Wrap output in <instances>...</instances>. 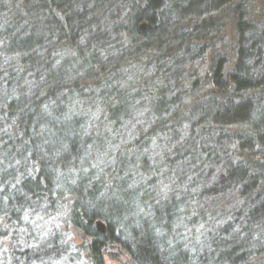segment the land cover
<instances>
[{"label":"trees","instance_id":"1","mask_svg":"<svg viewBox=\"0 0 264 264\" xmlns=\"http://www.w3.org/2000/svg\"><path fill=\"white\" fill-rule=\"evenodd\" d=\"M84 1L0 0V264H49L57 242L37 244L29 214L65 198L66 220L85 241L88 264H102L111 246L132 264H264V33L237 22L233 68L222 76L221 60L215 65L213 58L215 98L183 114L180 66L199 58V43L218 33L216 15L232 0H125L123 23L100 35L95 16L111 0H94L101 5L91 10ZM120 42L128 45L121 52ZM143 49L158 55L146 65L160 82L144 81L131 94L117 89L120 63ZM78 74L88 78L84 87ZM148 92L154 118L167 120L132 137L113 166L101 161L97 176L112 175L109 181L93 179L85 155L109 160L106 139L124 138L122 120ZM83 105L100 107L110 127L86 118ZM238 126V133L228 130ZM156 133L178 144L164 154V183L174 182L162 199L160 181L137 179L134 188L125 166ZM233 193L237 210L212 225L209 205ZM179 219L191 237L196 232L190 245L175 240Z\"/></svg>","mask_w":264,"mask_h":264},{"label":"rangeland","instance_id":"2","mask_svg":"<svg viewBox=\"0 0 264 264\" xmlns=\"http://www.w3.org/2000/svg\"><path fill=\"white\" fill-rule=\"evenodd\" d=\"M126 1L111 0L107 3L109 7L106 8V11H101L97 14V16H95V30H97L99 35L112 32L110 29L111 24L114 25L121 22L123 23L122 19H124V15H126L127 12L125 8L122 7V4H126ZM83 4L86 5L89 10H91L96 4L101 5V3L98 4V2L94 0L84 1ZM216 16L220 17L221 23L218 33H213L206 41L199 43L198 47L202 50L197 60L191 63H189L187 60H184L180 66L181 69H183L182 74L184 76V80L182 81V84L179 85L178 90L180 92H185L183 98L180 99V113L186 114L189 106L197 101L202 102L209 96H214L215 98L217 91L209 82V71L212 66L211 60L216 57L217 61L215 62V65L219 60H221L220 70L222 76L226 72L231 71L236 59L234 45L237 39V22L242 21L243 23H251L255 28H257V31H262L264 33V0H232L231 3L225 8L221 9V11L218 12ZM142 25L145 26L143 29L141 28ZM137 28L139 31L143 32L147 29V24L145 22H141L138 24ZM126 37L127 36H125V38ZM129 40L131 42V39ZM86 41L87 39H84L82 44ZM123 43L125 44L124 46ZM120 45L121 46H115L119 52L128 46L125 42H120ZM136 47L137 45H135V48ZM113 50L116 52V49ZM129 51V53L134 52L132 48ZM155 54L156 52L154 53L150 50L147 51L144 49L138 54L132 56L129 54L126 60L120 63L119 70L117 69L118 71L115 79L117 89L122 91L125 90L126 93L131 94L143 90L142 87L144 85V81L148 80L149 83H154V80H157L159 83V80H161L159 78V74L146 65L147 60L154 58ZM157 56L158 55L156 54V57ZM153 77H155V79ZM76 79L80 81V88L84 87L88 81V78L86 79L82 74H78ZM151 79L152 81L150 82ZM158 83L156 85H158ZM193 84L197 85L198 88L196 87V90H193ZM150 94V92L146 94L145 101L140 100L139 102L138 100L134 102L135 106H131V111L129 112L127 118L122 120L123 123L127 122V124L123 126L124 128L122 127L125 132L124 138L119 136L118 140L106 139L104 152L109 151L107 153L109 160H107V157H105L103 160H100L98 156H95L93 159L92 155H85L86 158L93 160L92 162L86 163V166H90V169L95 171L93 172V179L97 178L99 180H106L105 182L109 181L112 175H102V178H98L97 176L99 172L102 173L101 166L104 164H102L101 161H104L105 164L106 162L107 164L111 162L108 165L110 167L113 166L116 162V155L117 158L120 159L125 157L121 155H124V151L128 145L131 146V144L128 143L131 139H133L132 137L145 135L153 123L161 120H167L164 116H162V118H154L153 114L151 113L152 94ZM82 109L83 110L81 111L87 110L85 112L86 118L89 116L96 122L104 123L105 128L107 129L110 127L109 124L111 123L109 120H107V118L104 116H100V107H93L91 109L90 106L88 107L83 105ZM242 129L243 128L238 126L228 130L230 133H238ZM152 137L147 140V145L141 150L142 153H136V157L139 156V158L134 157L132 160H130V162H128L129 159L127 160V164L125 165L126 173L130 175V183L136 181L137 179H140V181L144 182L147 180L149 182L155 183L160 181L159 183H161V189L160 191H156V196H158L157 198L159 199L167 198L166 196L171 190V186H168V184H172L174 181L168 178V180L165 179L166 184L164 183L163 178H165L164 173L166 160V158L164 159V154L168 151H172L169 150L171 145L176 146L178 144L177 142H173L171 144L168 143L167 140L164 141L163 136L159 133L152 135ZM134 152H136V150ZM125 154H127V152H125ZM180 171L182 172V169H180ZM216 171L217 170L212 172V174H210L209 178L207 179L209 184L213 183L216 179ZM153 173H159L161 175H156ZM132 184L135 188L136 183ZM163 186L165 187L162 188ZM210 200L211 199L209 198L207 201ZM236 202V194L233 193L228 194L225 197H220L218 202L216 201V203L213 202L214 204L209 205L207 214L209 218L211 216L212 225H218L223 219L228 218L230 216L229 214L234 212L235 206L237 205ZM59 203H61V206H55L51 211L44 212L42 209L30 211L29 225L32 227L33 233L35 234L34 240L37 244L43 246L47 243H51L52 240H56V255L52 257L49 256V258H47L49 264H88L89 256L85 251V241L80 237L78 232L71 228L66 220L68 211V208L66 207L68 205L67 199H61V202L59 200ZM237 207L238 206H236V210ZM173 229L174 230L172 232L176 233L175 240L181 245H185V243L190 245L192 244L191 240L197 239L196 232L194 233L195 238L191 237V228H186L180 219L177 225H173ZM64 253L66 254L63 256ZM253 253V255H255L256 252ZM101 263L132 264L127 256L120 252L116 246L109 247L106 253L102 255Z\"/></svg>","mask_w":264,"mask_h":264},{"label":"water","instance_id":"3","mask_svg":"<svg viewBox=\"0 0 264 264\" xmlns=\"http://www.w3.org/2000/svg\"><path fill=\"white\" fill-rule=\"evenodd\" d=\"M143 27H145V26H144V25H142V27H141V28L143 29Z\"/></svg>","mask_w":264,"mask_h":264}]
</instances>
